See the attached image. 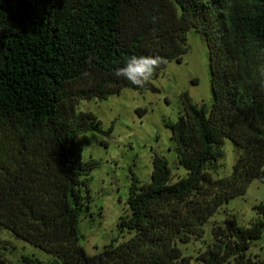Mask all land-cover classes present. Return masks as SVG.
Masks as SVG:
<instances>
[{
	"label": "trees",
	"instance_id": "16d2710c",
	"mask_svg": "<svg viewBox=\"0 0 264 264\" xmlns=\"http://www.w3.org/2000/svg\"><path fill=\"white\" fill-rule=\"evenodd\" d=\"M190 30L207 46L212 101L184 91L183 112L169 122L185 175L174 180L157 153L149 181L131 170L119 235L89 254L78 223L99 161L83 157L77 137L112 126L78 101L159 91L154 79L187 52ZM133 55L164 58L144 87L114 76ZM226 140L238 155L229 175L215 177L208 169ZM253 180L264 183V0H0V228L13 238L57 264H191L182 246L203 242L204 225ZM254 210L248 225L230 215L212 226L196 258L264 264L249 252L264 234V202ZM2 242L0 264H11Z\"/></svg>",
	"mask_w": 264,
	"mask_h": 264
},
{
	"label": "rangeland",
	"instance_id": "374dc122",
	"mask_svg": "<svg viewBox=\"0 0 264 264\" xmlns=\"http://www.w3.org/2000/svg\"><path fill=\"white\" fill-rule=\"evenodd\" d=\"M187 45L188 50L181 60L167 63L154 79L159 91L125 88L103 100L78 101L77 109L93 112L104 130L112 126V131L106 134L88 131L77 137L83 157L99 161L89 185L93 197L89 214L81 215L78 223L82 244L89 254L101 251L119 235L117 223L128 210L131 170L141 182L149 181L152 155L157 153L169 160L174 180L185 175L184 168L175 158L169 122L175 121L183 112L181 93L184 91L194 103L210 104L212 101L207 46L195 30L187 33ZM221 152V157L208 169L215 177L229 175L238 155L228 140ZM261 202H264V183L253 180L245 194L229 200L204 225L203 242L192 241L182 246L183 253L192 256L191 264H204L196 255L211 243L212 226L222 225L230 215H234L240 224L248 225L255 217L254 207ZM9 233L0 228L1 242H8L4 256L11 264H32L25 262L23 256L39 260L33 264H57L49 254ZM249 252L264 255V234L253 242Z\"/></svg>",
	"mask_w": 264,
	"mask_h": 264
},
{
	"label": "clouds",
	"instance_id": "9594fccd",
	"mask_svg": "<svg viewBox=\"0 0 264 264\" xmlns=\"http://www.w3.org/2000/svg\"><path fill=\"white\" fill-rule=\"evenodd\" d=\"M164 62V58L159 55H133L124 67L115 69L114 76L123 77L137 87H144Z\"/></svg>",
	"mask_w": 264,
	"mask_h": 264
}]
</instances>
